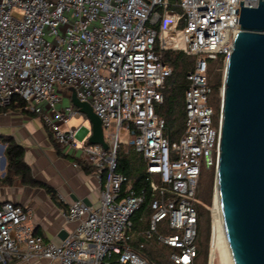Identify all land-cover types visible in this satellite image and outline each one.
Wrapping results in <instances>:
<instances>
[{
    "label": "built area",
    "instance_id": "built-area-1",
    "mask_svg": "<svg viewBox=\"0 0 264 264\" xmlns=\"http://www.w3.org/2000/svg\"><path fill=\"white\" fill-rule=\"evenodd\" d=\"M238 2L258 5V0H0V106L22 99L59 147L81 150L102 189L97 204H69L63 214L75 227L60 243L36 234L29 208L2 203L0 264L32 258L156 264L141 250L151 237L173 249L175 264L196 263L202 162L208 168L218 164L222 134V110L217 115L211 105L209 62L229 60L240 32ZM166 51L197 56L187 73L185 128L177 140L166 134V120L157 113L173 73L163 58ZM73 88L101 119L108 149L79 139L80 129L69 125L82 115L72 102ZM64 97L71 101L62 106ZM122 146L134 148L146 162L152 198L142 231H136L133 215L146 194L117 171ZM162 223L173 232L160 233Z\"/></svg>",
    "mask_w": 264,
    "mask_h": 264
},
{
    "label": "water",
    "instance_id": "water-1",
    "mask_svg": "<svg viewBox=\"0 0 264 264\" xmlns=\"http://www.w3.org/2000/svg\"><path fill=\"white\" fill-rule=\"evenodd\" d=\"M236 14L240 32L223 83L220 229L227 264H264V0L254 7L238 2ZM72 102L91 124L89 143L108 149L101 119L74 88ZM0 167H6L5 156Z\"/></svg>",
    "mask_w": 264,
    "mask_h": 264
},
{
    "label": "crops",
    "instance_id": "crops-1",
    "mask_svg": "<svg viewBox=\"0 0 264 264\" xmlns=\"http://www.w3.org/2000/svg\"><path fill=\"white\" fill-rule=\"evenodd\" d=\"M70 101L64 97L62 106L68 105ZM81 116L87 119L84 114ZM71 127L79 128L78 138H87L88 141L91 124L89 128L84 125ZM7 137L24 148V160L39 184L28 185L18 181L13 185L0 186V205L12 201L26 206L32 212L36 234L45 242L60 243L75 227V223L68 221L63 214L69 204L74 201L89 205L100 202L102 189L94 168L85 162L80 149L75 151L59 147L42 118L27 109L0 111V164L5 156L4 139ZM4 172L6 167L4 170L0 167V177L5 175ZM44 185L49 186L52 192ZM9 264L59 263L45 258H32L14 259Z\"/></svg>",
    "mask_w": 264,
    "mask_h": 264
},
{
    "label": "trees",
    "instance_id": "trees-1",
    "mask_svg": "<svg viewBox=\"0 0 264 264\" xmlns=\"http://www.w3.org/2000/svg\"><path fill=\"white\" fill-rule=\"evenodd\" d=\"M163 58L173 67V73L167 80V84L164 89L165 101L162 105L158 106L157 113L166 120V134L171 140H177L185 128L184 97L188 87L187 73L192 70V68L189 65L187 55L183 52L166 51L163 53ZM223 63L224 60L222 57L210 60L209 62V81L216 96L222 83V75L219 69L223 66ZM211 65L213 68H210ZM25 105L26 104L22 99L14 98L9 105L0 106V111H24L26 110ZM214 109L217 115H219L222 110L219 101L215 102ZM4 142L6 143L5 156L7 159V165L5 175L0 177V186L13 185L18 181L22 184L28 185L39 184L33 177L31 168L24 160V148L10 137L5 138ZM117 171L132 178L134 188L138 192L144 191L146 194V203L133 215L135 229L138 231L145 230L149 224V216L151 215L149 201L152 198V193L149 187L146 162L143 155L131 147L128 150L121 149L118 154ZM208 181L210 182V180ZM209 182L207 187L210 189L211 186ZM44 186L48 191L52 192V189L49 186ZM198 207L199 223L197 248L199 257L203 252L201 237L205 234L204 226H207L206 228L209 230L210 217L208 214L209 211L203 205L200 204ZM131 245L135 248H140L137 242H132ZM168 248L170 249L171 247ZM170 251H173V249L171 248ZM161 263L162 262H160V264ZM156 264L158 263L156 262Z\"/></svg>",
    "mask_w": 264,
    "mask_h": 264
},
{
    "label": "rangeland",
    "instance_id": "rangeland-1",
    "mask_svg": "<svg viewBox=\"0 0 264 264\" xmlns=\"http://www.w3.org/2000/svg\"><path fill=\"white\" fill-rule=\"evenodd\" d=\"M189 65L191 66L192 69L195 68L196 66V61H197V56L194 55H187ZM210 68H213L212 65ZM222 75L221 79V86L219 89V92L214 94V92L211 95V105L215 106V102L219 101L220 106L222 107V102H223V83H224V76H225V70H226V63H223V66L219 69ZM185 101V97H184ZM158 108V107H157ZM186 116V115H185ZM185 116H184V122H185ZM70 125L72 126H80L84 125L89 128L90 123L89 120H87L84 116L81 117H73L71 119ZM130 147L122 146L121 149L123 150H128ZM132 148V147H131ZM217 165L214 164L210 168L205 166L204 160L202 162V173H201V178H200V183L199 186L200 188L198 189V198L201 201V205H203L209 212V217H210V225H209V230L205 227V234L201 237V243H202V254L197 258L196 264H210V253H211V239H212V222H213V206H214V201H215V196H216V191H217ZM210 180V182L208 181ZM208 182L211 186L209 189ZM151 213V211H150ZM159 232L163 234H170L171 231L168 228H165V224H160L159 226ZM198 245V241L196 242ZM171 249V248H170ZM170 249L165 246L163 243L159 242L156 237H151V238H146L145 240V246L141 249L142 252H144L153 262H157L160 264H175L171 260V253ZM220 254H216V258L213 262V264H223V261L221 263L220 259ZM160 261V262H159Z\"/></svg>",
    "mask_w": 264,
    "mask_h": 264
},
{
    "label": "bare ground",
    "instance_id": "bare-ground-1",
    "mask_svg": "<svg viewBox=\"0 0 264 264\" xmlns=\"http://www.w3.org/2000/svg\"><path fill=\"white\" fill-rule=\"evenodd\" d=\"M213 222H212V239H211V253H210V264H213L216 254H220L221 263H226V254L224 252V243L221 232V209L219 208V194L216 191L214 206H213Z\"/></svg>",
    "mask_w": 264,
    "mask_h": 264
}]
</instances>
